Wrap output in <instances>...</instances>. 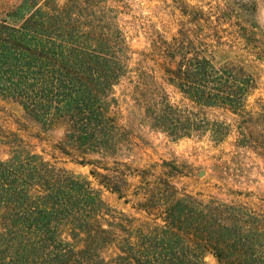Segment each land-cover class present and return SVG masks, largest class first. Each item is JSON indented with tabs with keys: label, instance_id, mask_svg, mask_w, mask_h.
Wrapping results in <instances>:
<instances>
[{
	"label": "trees",
	"instance_id": "obj_1",
	"mask_svg": "<svg viewBox=\"0 0 264 264\" xmlns=\"http://www.w3.org/2000/svg\"><path fill=\"white\" fill-rule=\"evenodd\" d=\"M188 8L176 33L151 32L137 53L124 0H19L0 10V100L42 131L61 128L53 153L88 169L47 159L30 126L0 117V264H264V199L232 189L203 198L174 182L187 176L175 162L126 161L139 128L215 149L232 137L234 152L264 157V98L248 104L254 71L264 74L255 0L220 1L213 21L212 10ZM236 152L214 172L240 185Z\"/></svg>",
	"mask_w": 264,
	"mask_h": 264
},
{
	"label": "rangeland",
	"instance_id": "obj_2",
	"mask_svg": "<svg viewBox=\"0 0 264 264\" xmlns=\"http://www.w3.org/2000/svg\"><path fill=\"white\" fill-rule=\"evenodd\" d=\"M19 0H0V10L14 5ZM130 6V12L122 17V24L125 27L126 34L130 41V47L133 51L141 52L148 48L147 37L151 32H158L166 37L172 34L184 25L185 15L189 13L188 6L196 10L203 11V14L211 12V21L214 18V7L223 0H124ZM230 1V0H227ZM256 11L254 18L261 31L264 33V0H255ZM204 16V15H203ZM202 17V16H201ZM204 21V17H202ZM136 55H134L135 62ZM252 71V69H251ZM258 79V86L249 99V106H253L257 98H264V74L260 70L254 71ZM0 108L4 110L0 117L4 125L11 129L15 128L14 119L30 126V134L40 135L45 142L38 139H29L34 150L43 153V156L50 159L53 155L59 165L65 169L86 176L88 169L77 166L61 156L53 153L50 144L59 141L63 132L59 127H53L48 131H42L35 124L25 120L21 109L11 103L0 100ZM11 117V118H10ZM142 139H136V147L128 153L127 162L132 167H144L152 163H161L162 161L175 162L187 176L177 178L174 182L178 187L184 188L193 194H200L203 198L216 196L220 199H226L223 194L225 189L241 190L252 194V201L255 203L259 199H264V157L259 152L239 151L238 160L244 165L245 173L240 185H235L232 179L223 178L217 172H214V166L227 161L230 155H233V138L230 137L221 147L215 149L204 139L196 141L192 139H183L172 142L160 133H151L148 129H136ZM3 155L0 149V156ZM203 171L201 177L198 173ZM222 187V188H221ZM105 198L111 206L124 212L128 211L122 201H118L116 196L105 193ZM208 264H216L213 258L207 257Z\"/></svg>",
	"mask_w": 264,
	"mask_h": 264
},
{
	"label": "water",
	"instance_id": "obj_3",
	"mask_svg": "<svg viewBox=\"0 0 264 264\" xmlns=\"http://www.w3.org/2000/svg\"><path fill=\"white\" fill-rule=\"evenodd\" d=\"M203 173H204L203 171H200V172L198 173V176L201 177V176L203 175Z\"/></svg>",
	"mask_w": 264,
	"mask_h": 264
}]
</instances>
